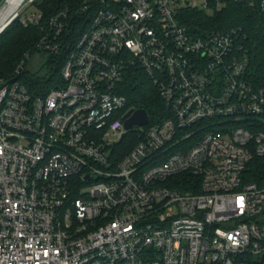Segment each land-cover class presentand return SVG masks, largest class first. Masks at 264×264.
Masks as SVG:
<instances>
[{
	"label": "built area",
	"instance_id": "obj_1",
	"mask_svg": "<svg viewBox=\"0 0 264 264\" xmlns=\"http://www.w3.org/2000/svg\"><path fill=\"white\" fill-rule=\"evenodd\" d=\"M88 1L75 43L66 13L37 43L67 48L61 85L0 78V264H264V80L241 26L183 22L257 0ZM131 68L168 114L127 129Z\"/></svg>",
	"mask_w": 264,
	"mask_h": 264
},
{
	"label": "trees",
	"instance_id": "obj_2",
	"mask_svg": "<svg viewBox=\"0 0 264 264\" xmlns=\"http://www.w3.org/2000/svg\"><path fill=\"white\" fill-rule=\"evenodd\" d=\"M6 0H0V7ZM88 0H32L41 18L38 23H23L21 13L0 33V78L14 77L15 70L23 61L21 72L15 76L21 80L34 95H44L52 87L62 84L61 70L66 59L67 48L60 55L42 51L37 43L45 35L53 32L49 21L59 14L66 24L65 33L75 43L91 23L93 12L90 9L81 11ZM183 22L195 31L206 30L209 26L224 28L241 26L246 32L245 47L248 50V74L252 81L264 80V20L258 6L246 2L229 1L227 6L215 16L197 9H185ZM36 53L43 54L38 68H30V58ZM120 92L126 95L127 108H143L151 121L164 118L168 111L163 97L156 85L140 69L131 68L120 86ZM131 137L134 135L131 134ZM129 138V137H128ZM125 138L122 141L123 153L131 147L132 142ZM181 176V175H180ZM179 190L187 187L176 186ZM188 189V188H187Z\"/></svg>",
	"mask_w": 264,
	"mask_h": 264
},
{
	"label": "rangeland",
	"instance_id": "obj_3",
	"mask_svg": "<svg viewBox=\"0 0 264 264\" xmlns=\"http://www.w3.org/2000/svg\"><path fill=\"white\" fill-rule=\"evenodd\" d=\"M32 0H25V2L23 3V5H21L19 7V9L17 10V12L20 14L21 13V18L20 20L23 22V19L30 21V19L38 13V9L36 8L35 5L31 4ZM7 1L3 2V4L0 7V11L2 8L5 7ZM27 21V22H28ZM25 23V22H23ZM43 60V54L42 53H36L34 56H32L30 58V64L29 67L30 68H38L40 63ZM133 144V143H132Z\"/></svg>",
	"mask_w": 264,
	"mask_h": 264
},
{
	"label": "water",
	"instance_id": "obj_4",
	"mask_svg": "<svg viewBox=\"0 0 264 264\" xmlns=\"http://www.w3.org/2000/svg\"><path fill=\"white\" fill-rule=\"evenodd\" d=\"M7 1V0H6ZM18 12H16L11 19L9 20V23H11L17 16ZM123 120L125 121V127L127 129H130L133 125H143L148 123L149 117L148 113L145 109H130L124 116Z\"/></svg>",
	"mask_w": 264,
	"mask_h": 264
},
{
	"label": "bare ground",
	"instance_id": "obj_5",
	"mask_svg": "<svg viewBox=\"0 0 264 264\" xmlns=\"http://www.w3.org/2000/svg\"><path fill=\"white\" fill-rule=\"evenodd\" d=\"M24 2L25 0H7L5 7L0 11V26L5 25Z\"/></svg>",
	"mask_w": 264,
	"mask_h": 264
}]
</instances>
